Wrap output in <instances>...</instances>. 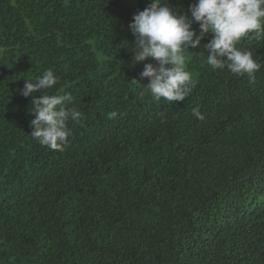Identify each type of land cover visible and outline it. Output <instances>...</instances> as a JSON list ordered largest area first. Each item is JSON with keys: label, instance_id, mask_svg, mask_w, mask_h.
Here are the masks:
<instances>
[{"label": "trees", "instance_id": "1", "mask_svg": "<svg viewBox=\"0 0 264 264\" xmlns=\"http://www.w3.org/2000/svg\"><path fill=\"white\" fill-rule=\"evenodd\" d=\"M133 3L0 0V264H264V36L237 44L260 65L241 77L208 64L209 34L191 94L156 100L157 62L127 48L151 0ZM48 69L82 113L62 150L30 135L20 91Z\"/></svg>", "mask_w": 264, "mask_h": 264}, {"label": "clouds", "instance_id": "2", "mask_svg": "<svg viewBox=\"0 0 264 264\" xmlns=\"http://www.w3.org/2000/svg\"><path fill=\"white\" fill-rule=\"evenodd\" d=\"M188 11L190 15L180 14L170 0H151L148 7L134 14L128 26L136 38L127 47L133 54L132 63L149 58L157 62L146 63L140 73L141 78L149 80L143 92L156 100L182 102L191 94L193 81L186 69L187 53L200 46L209 34H213L212 38L204 48L210 52L207 61L212 68H227L241 77L252 76L260 68L252 53L237 44L245 37L264 36V0H197ZM193 23L199 24V34ZM58 83L59 77L48 69L34 80L27 79L20 90L24 97H32L35 118L30 122V135L52 150L67 146L73 134L69 122H79L82 116L75 105L66 107L72 100L70 94L50 91ZM36 93L42 95L37 98ZM192 114L204 119L198 107Z\"/></svg>", "mask_w": 264, "mask_h": 264}, {"label": "rangeland", "instance_id": "3", "mask_svg": "<svg viewBox=\"0 0 264 264\" xmlns=\"http://www.w3.org/2000/svg\"><path fill=\"white\" fill-rule=\"evenodd\" d=\"M136 0H126V2H127V4H129L130 6L132 5V4H134L133 2H135Z\"/></svg>", "mask_w": 264, "mask_h": 264}]
</instances>
